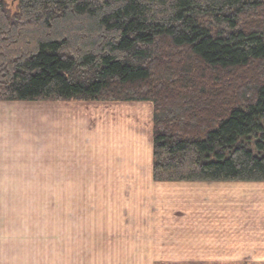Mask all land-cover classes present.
<instances>
[{
    "label": "trees",
    "instance_id": "obj_1",
    "mask_svg": "<svg viewBox=\"0 0 264 264\" xmlns=\"http://www.w3.org/2000/svg\"><path fill=\"white\" fill-rule=\"evenodd\" d=\"M62 100L150 102L156 182H264V0H0V101Z\"/></svg>",
    "mask_w": 264,
    "mask_h": 264
},
{
    "label": "crops",
    "instance_id": "obj_2",
    "mask_svg": "<svg viewBox=\"0 0 264 264\" xmlns=\"http://www.w3.org/2000/svg\"><path fill=\"white\" fill-rule=\"evenodd\" d=\"M50 103L59 108V112H53L51 118L56 120L57 116H60L62 120L59 122L62 123L55 124L52 128L60 133V139H54V136L53 141L45 146L44 152L54 155L64 152L63 154H69L71 159L72 155H75V162L79 155L89 154V195L97 196L93 200L96 208L93 211L89 209V218H93L92 223H89V264H110L106 261L109 258L113 260L112 264H155L159 260L212 259L219 264H253L264 261V248L260 247L259 252L255 253L254 246L251 245L255 236L264 238V226L260 224L254 231L253 227L246 228L245 224L224 222L215 224L211 234L210 228L200 221V216H195L196 214L188 208L189 197L186 203L180 201L184 196L180 195L184 192H180V189L190 196L189 184L200 183L199 181L159 182V186L151 187L156 183L152 174V151L140 143L133 132H126L125 136L120 134L118 123L121 122H117L116 117L109 118L113 111L124 107L123 102L89 101L85 104L70 100ZM79 105L87 108H78ZM12 110L13 108L8 109L2 116L4 123L5 118L10 120ZM136 112L141 114L140 110ZM25 115L26 109L14 114V123H11L13 130L15 128L19 131L23 127L19 121ZM94 125L98 132L95 135L92 134ZM77 131L81 132V141L77 140ZM62 135H65L64 139ZM85 135L89 136V142H83ZM119 135L122 136L120 139ZM0 146L3 147L1 144ZM23 148V145L17 146L18 153ZM3 162H0V188L6 187L7 194H25L27 191L19 175V159L13 167L16 172L13 176L9 175L8 166L2 164ZM60 172L57 175L50 174L46 184L35 187L34 194L61 192L56 190L65 182L67 176L76 178L75 173L67 175L62 170ZM4 181L6 185L11 183L13 186H1ZM213 183L244 188L246 185L264 182ZM239 193L232 190V194L236 196ZM180 204H183L181 209L185 211L184 214L177 213L181 212L178 210ZM233 228L240 232L239 237L232 234ZM209 237L213 238V255L202 251L193 253L189 250V244L200 245L208 241ZM159 244H181L184 247L178 251L171 250L166 245L165 250H161ZM98 259L101 262H98Z\"/></svg>",
    "mask_w": 264,
    "mask_h": 264
},
{
    "label": "rangeland",
    "instance_id": "obj_3",
    "mask_svg": "<svg viewBox=\"0 0 264 264\" xmlns=\"http://www.w3.org/2000/svg\"><path fill=\"white\" fill-rule=\"evenodd\" d=\"M50 102L57 101H0V144L4 147L0 146V162L2 160V164H7L9 175L13 176L16 174L13 167L19 159V175L27 191L25 194H7L6 187L0 188V264H89V223L93 221V218H89V209L93 211L96 208L93 200L97 197L89 195V154L79 155L75 162V155L71 159L64 152H57L55 155L44 152L45 146L53 141L54 136V139H60V133L52 128L55 124L62 123L59 122L60 116L56 120L51 118V114L59 112V108L50 105ZM123 104L124 107L113 111L109 118L116 117L117 122H121L118 123L120 134L125 136L126 132H133L140 143L152 151V104L142 101ZM11 108V118L9 121L5 118L4 123L2 116ZM78 108L86 109L87 106L79 105ZM23 109H26V115L19 121L23 127L19 131L15 128L13 130L11 123H14V114ZM137 110L141 114L138 115ZM95 126L92 128L93 135L98 133ZM76 134L77 140L81 141V132L77 131ZM64 137L62 135L63 139ZM121 137L119 135V139ZM86 141L89 142V136L85 135L83 142ZM21 145L24 148L18 153L17 146ZM61 170L67 175L75 173L76 178L67 176V181L56 190L61 192L34 194L35 187L46 184L50 174L57 175ZM199 182L194 183L196 185L189 184L190 196L180 189V192L184 191L179 192L184 195L180 201L186 203L189 197L188 208L195 216H200V221L210 228L211 234L215 224L224 222L245 224L246 228L253 227L254 231L256 226H264V183L237 188L230 185L219 186L213 181ZM157 183L159 182L153 183L151 187L159 186ZM3 184L7 187L13 186L11 183L6 185L5 181L1 186ZM232 190L240 193L236 196L232 194ZM182 205L178 208L181 212L177 213L184 214ZM232 234L235 237L240 236L235 228L232 229ZM208 241L200 245L189 244V250L213 255V238L209 237ZM166 245L169 249L178 251L184 247L181 244H159V248L165 250ZM251 245L254 246L255 253L259 252L260 247L264 248V238L255 236ZM106 261L112 264L113 260L109 258ZM98 262L101 260L98 259ZM253 264H264V261Z\"/></svg>",
    "mask_w": 264,
    "mask_h": 264
}]
</instances>
